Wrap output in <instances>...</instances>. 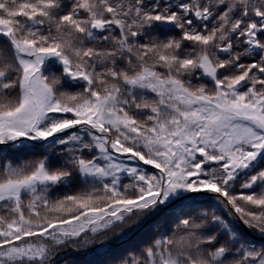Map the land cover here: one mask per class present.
<instances>
[{"label":"snow or ice","instance_id":"1","mask_svg":"<svg viewBox=\"0 0 264 264\" xmlns=\"http://www.w3.org/2000/svg\"><path fill=\"white\" fill-rule=\"evenodd\" d=\"M0 264H264V0H0Z\"/></svg>","mask_w":264,"mask_h":264}]
</instances>
